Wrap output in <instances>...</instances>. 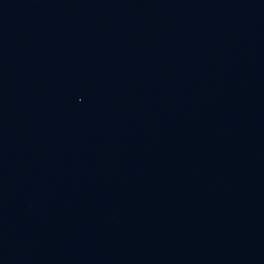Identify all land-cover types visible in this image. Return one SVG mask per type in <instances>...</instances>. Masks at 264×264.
<instances>
[{"label": "water", "instance_id": "water-1", "mask_svg": "<svg viewBox=\"0 0 264 264\" xmlns=\"http://www.w3.org/2000/svg\"><path fill=\"white\" fill-rule=\"evenodd\" d=\"M0 264H264V0H0Z\"/></svg>", "mask_w": 264, "mask_h": 264}]
</instances>
